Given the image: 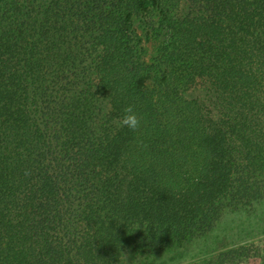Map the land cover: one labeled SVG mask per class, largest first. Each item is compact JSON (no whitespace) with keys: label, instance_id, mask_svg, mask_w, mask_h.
<instances>
[{"label":"trees","instance_id":"trees-1","mask_svg":"<svg viewBox=\"0 0 264 264\" xmlns=\"http://www.w3.org/2000/svg\"><path fill=\"white\" fill-rule=\"evenodd\" d=\"M263 208L264 0H0V264H152Z\"/></svg>","mask_w":264,"mask_h":264},{"label":"rangeland","instance_id":"rangeland-1","mask_svg":"<svg viewBox=\"0 0 264 264\" xmlns=\"http://www.w3.org/2000/svg\"><path fill=\"white\" fill-rule=\"evenodd\" d=\"M142 19L135 17L136 29L143 35L148 31ZM150 39L144 41L147 59L155 52L157 41L149 33ZM247 215L245 212L228 214L223 218L220 228L201 240L185 244L171 250L159 251L152 257V264H215L220 252L237 248L246 257H237L236 263L264 264V208ZM254 213V214H253ZM135 260V261H134ZM139 260V261H138ZM212 261V263H211ZM144 264V260L127 254L120 264ZM148 264V263H147Z\"/></svg>","mask_w":264,"mask_h":264},{"label":"clouds","instance_id":"clouds-1","mask_svg":"<svg viewBox=\"0 0 264 264\" xmlns=\"http://www.w3.org/2000/svg\"><path fill=\"white\" fill-rule=\"evenodd\" d=\"M124 116L122 117L120 121V125L122 127H127L133 131H135L140 126V118L136 114V112L133 110L132 105H128L124 109ZM139 228V227H137Z\"/></svg>","mask_w":264,"mask_h":264}]
</instances>
